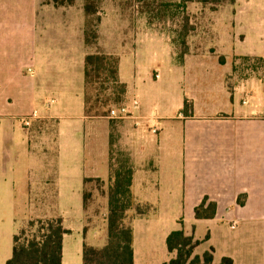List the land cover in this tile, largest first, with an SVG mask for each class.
<instances>
[{"label": "crops", "instance_id": "obj_1", "mask_svg": "<svg viewBox=\"0 0 264 264\" xmlns=\"http://www.w3.org/2000/svg\"><path fill=\"white\" fill-rule=\"evenodd\" d=\"M74 6H56L42 0H0L2 214L5 209L14 213L17 207L16 181L21 182L23 191L31 189L33 128L23 127L19 118L37 110L38 119H52L55 123L53 145L43 148L49 157L38 152L36 155L43 162L40 191L50 187L58 199L62 194L64 152L69 144L77 146L78 151L81 149L82 141L77 135L88 121L96 119L88 117L85 112V61L83 113L76 117L78 121L71 119L74 116L70 113L73 106L70 97L74 98V93L65 86L80 80L75 71V58L83 61L88 53H94L92 46L86 43V13L84 29H71L73 35H79L82 41L74 45L71 37L70 42H64L61 13ZM108 25L104 18L99 26L102 43L108 45L106 53L118 54L119 77L127 85L128 97L140 98L135 90L142 76L131 58L138 54V43L124 44L121 36L118 38L120 34L108 31L118 29L117 23L114 27ZM168 51L173 57L170 47ZM211 55L187 54L183 62H176L186 67L190 61L198 60L197 63L203 65L204 61L200 60ZM220 62L226 64L228 60ZM228 72L223 82L227 92L223 103L225 108L209 111L196 101L186 99L188 110H185V101L177 115L159 112L158 108L149 110L141 104L140 118H130L137 126L132 130V139L137 144L131 150L135 165L134 198L136 204L150 206L146 214L136 215L133 219L134 264H165L176 257L177 252L169 250L167 239L177 228L158 216L177 204L178 200H173L178 195L176 188H181V205L187 213L178 230H184L186 235H193L200 241L193 256H203L211 251L213 264H219L224 257L232 258L234 264H264V103L256 104L252 100L251 80L229 87ZM155 78H161L159 68ZM248 92L250 95L242 101L243 105L238 104L236 96ZM109 175L110 143L108 177L96 174L85 179L102 177L108 181ZM9 182L12 188L6 187ZM166 183L169 186L164 190ZM154 186L158 188L155 199L149 189ZM23 196H29V192H24ZM204 199H207L205 207L216 204L213 218L196 217V208ZM56 208L58 210L59 205ZM59 217L63 219L64 227L70 230L63 239V264H83L85 244L93 246L86 230V214L84 225L79 228L66 224L63 215ZM9 221L5 222L0 214V264H7L12 257L14 236L21 226L14 214ZM77 231L83 237L74 244L78 254L74 257L70 256L69 237ZM106 243L107 237L99 248Z\"/></svg>", "mask_w": 264, "mask_h": 264}, {"label": "rangeland", "instance_id": "obj_2", "mask_svg": "<svg viewBox=\"0 0 264 264\" xmlns=\"http://www.w3.org/2000/svg\"><path fill=\"white\" fill-rule=\"evenodd\" d=\"M181 2L182 0H101L99 13L87 16L86 27L93 42L92 50L106 53L108 49V45L102 43L99 33L97 39L92 36L99 30L104 18L109 22L108 27H114L117 23L118 29L108 31H116L120 34L118 38L121 36L124 44L138 43V54L131 57L133 65L142 76L137 82L135 93L140 95L141 104L146 105L149 110L158 108L161 110L159 112L177 115L186 99L196 101L199 106L209 111L225 108L223 103L227 92L223 82L227 71H229L227 74L229 87L251 80L252 100L256 104L264 103V0H235L234 3L228 0L219 5L193 1L185 8L173 7L172 3ZM84 3L85 0H76V6L65 8L61 13L64 23V42H70L71 37L74 45L82 41L79 35H73L71 29L79 30L81 27L84 29ZM186 17L189 18L187 24ZM188 28L191 29L187 32ZM183 40L188 47L186 54L181 43ZM168 47L171 48L173 57L170 56ZM201 53L212 54L200 60L204 61L203 65L197 63L198 60L190 61L186 67L178 64L183 62L187 54ZM109 55L118 57V54ZM75 60V71L80 80L65 87L71 88L74 93V98L70 97L73 102L70 113L74 116L71 119L78 121L76 117L83 113L81 100L84 89L85 58L83 61L80 58ZM220 61L227 63L222 64ZM158 68L161 71L160 79L155 78ZM95 87L97 85L94 84L89 88V93L94 98L97 94ZM116 95L114 89L102 93L101 98L109 97L111 100L105 104V107L101 106L97 109L96 112L101 116L88 121L87 126L85 124L82 128L81 134L77 135L82 141L81 149L78 151V147L74 144L67 146L63 155L62 194L59 199L53 196L54 191L50 187L40 191L43 162L36 155L38 152L37 154L41 153L44 157L43 148L49 145L50 148L52 147L55 123L52 119L33 121L31 189L23 191L21 182L16 181L17 207L14 213L11 209H5L3 214L0 213L5 222H8L14 214V218L21 224L18 227L19 231L31 220L40 218L55 220L61 214L66 218V224L79 228L84 225L82 223L86 214L89 242L98 248L103 245L107 237L108 181L96 177L86 185L88 196L85 209L84 179L96 174L108 177L110 139L115 142L113 149L116 156L123 152L132 154V146L137 144V141L132 139V130L137 126L135 123L132 124L130 118L109 117L111 109L130 105L134 96L129 98L126 93L120 96L119 101L114 102ZM249 95L250 92L240 93L236 96L237 103L243 105L242 101ZM54 156L55 153L52 154V157ZM46 157L49 155L45 154ZM152 180H150L152 183H156ZM168 186L169 183H166L163 189L166 190ZM6 187L12 188L11 182ZM149 189L152 198H157L158 188L154 186ZM175 191L178 195L173 200H178L177 204L158 216L160 215L166 224L178 230L179 225L182 224L181 219L186 217L187 213L181 205V188H176ZM24 192L25 194L29 192V196H23ZM80 237H83V234L78 231L69 237L70 256H78L74 244L79 242Z\"/></svg>", "mask_w": 264, "mask_h": 264}, {"label": "trees", "instance_id": "obj_3", "mask_svg": "<svg viewBox=\"0 0 264 264\" xmlns=\"http://www.w3.org/2000/svg\"><path fill=\"white\" fill-rule=\"evenodd\" d=\"M201 2L204 4L219 5L228 0H182L179 4H173L177 9L185 8L189 2ZM101 0H85L84 11L86 16L99 13ZM234 3L235 0H229ZM43 3H53L56 6H72L76 0H47ZM186 24L189 18L186 17ZM191 28L187 29V32ZM98 31L93 33L97 39ZM86 43L93 46L89 36V29L85 30ZM184 53L188 51L186 41L183 40ZM261 59V58H260ZM263 60L261 59V62ZM97 94L95 98L89 93L93 85ZM114 89L117 97L114 102L120 100V96L127 93V85L121 82L119 77V56L106 54L100 50L88 53L85 60V112L90 118L100 117L97 109L111 100L101 98L104 91ZM186 100L185 110H188ZM115 142L110 139V175L108 179V213L107 221V243L104 247L98 248L85 244L83 264H134L133 247V219L136 215L146 214L149 205L136 204L133 193V182L135 165L132 154L127 152L115 155L113 146ZM100 179V178H98ZM92 178L85 179L86 185ZM88 193L84 190V206ZM207 199L196 208L197 218H213L216 214V204L210 203L205 207ZM70 230L63 225L61 217L53 219L40 218L31 220L27 225L22 226L14 236V248L12 257L7 264H63V239ZM170 251H176L177 255L165 264H213V253L207 251L203 256L194 255V249L200 244L193 235H186L184 230L172 231L167 239ZM219 264H234L233 259L224 257Z\"/></svg>", "mask_w": 264, "mask_h": 264}, {"label": "built area", "instance_id": "obj_4", "mask_svg": "<svg viewBox=\"0 0 264 264\" xmlns=\"http://www.w3.org/2000/svg\"><path fill=\"white\" fill-rule=\"evenodd\" d=\"M32 71V70H31ZM159 77V74H156V78ZM140 108H141V102L139 97H135L132 102L130 103V105H121L119 107L113 108L111 109V114H110V118H133V119H139V112H140ZM153 117H156L154 114L152 115ZM39 118V114L37 112V110H34V112L31 115L28 116H23L21 118H19V122L22 124L23 127H31L32 123L34 120ZM149 119H153V118H149ZM157 119V118H154ZM152 121V120H150ZM154 122V121H153ZM154 132L157 131V129H153Z\"/></svg>", "mask_w": 264, "mask_h": 264}]
</instances>
